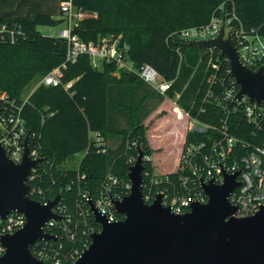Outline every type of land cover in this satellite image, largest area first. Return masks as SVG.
I'll list each match as a JSON object with an SVG mask.
<instances>
[{
    "label": "trees",
    "instance_id": "trees-1",
    "mask_svg": "<svg viewBox=\"0 0 264 264\" xmlns=\"http://www.w3.org/2000/svg\"><path fill=\"white\" fill-rule=\"evenodd\" d=\"M62 1L0 0V25L20 27L14 43L0 38L1 93L20 104L24 88L35 77L65 64L61 85H39L21 105L20 115L26 132H30V150L43 158L28 182L36 191L30 198L42 202L59 198L55 211L62 219L45 230L55 238L46 243L47 248L61 258L74 251L79 255L90 243L88 235L100 230L84 195L95 201L108 174L119 180L111 196L119 199L128 194L127 172L136 157L137 140L145 158L143 196L153 198L160 191L184 193L179 187V170L155 175L150 160L154 151L148 144L144 121L165 99H175L182 111L201 123L225 125L228 134L238 140L239 154L264 146V123L257 128L240 108L228 114L207 96L209 90L221 92L232 80L226 57L217 49H201L176 36L182 29L207 25L221 14L222 6L235 12L245 30L255 29L264 37V0H72L75 8L96 14L81 21L73 32L84 42L120 35V43L128 45V56L137 67L149 64L162 78L173 81L165 96L134 74L114 75L113 64L103 63L94 69L85 55L66 62L65 41L37 30L63 22ZM93 133L102 139V145H97ZM112 138L119 140L115 148L104 144ZM204 138L187 132L182 148ZM82 152L77 168L61 169L64 162ZM153 179L159 183L153 184ZM192 184L189 181V186ZM194 187L199 189L195 182Z\"/></svg>",
    "mask_w": 264,
    "mask_h": 264
},
{
    "label": "water",
    "instance_id": "water-1",
    "mask_svg": "<svg viewBox=\"0 0 264 264\" xmlns=\"http://www.w3.org/2000/svg\"><path fill=\"white\" fill-rule=\"evenodd\" d=\"M189 45L217 49L228 61L229 75L238 86L235 99L248 98L250 105L264 101V66L257 71L240 60L230 36L224 38L223 26L215 38L191 40ZM30 132L23 139L20 163L10 160L0 145V217L18 212L24 225L0 237L4 253L0 264H45L34 256L31 247L41 240H55L44 231L50 220L62 219L53 211L58 196L42 203L29 196V178L43 158L30 156ZM136 157L129 167L130 187L120 199L110 197L113 210L122 216L108 222L93 201L88 209L100 230L88 235L89 245L72 264H264V204L253 215L236 217L229 196L239 186L238 173L223 172L222 184L199 180L205 203L193 201L189 211L174 214L162 205L157 193L151 203L143 196V162L140 143L135 142Z\"/></svg>",
    "mask_w": 264,
    "mask_h": 264
},
{
    "label": "built area",
    "instance_id": "built-area-1",
    "mask_svg": "<svg viewBox=\"0 0 264 264\" xmlns=\"http://www.w3.org/2000/svg\"><path fill=\"white\" fill-rule=\"evenodd\" d=\"M219 10L221 14L213 16L207 25L182 29L176 33L177 38L187 42L215 38L223 26L224 38L230 36L233 40L241 62L249 69L257 71L264 66V37L258 34L255 29L245 30L233 10L228 12L222 6L219 7ZM60 11L63 25L55 37L63 39L66 43V62L73 63L79 56L85 55L89 58L94 69H100L103 63L113 64L115 66L113 74L116 76L121 72L134 74L162 96H165L167 91L170 90L172 80L162 78L156 69L149 64L137 67L133 63L128 56V45L120 43V37L108 35L101 36L94 42H84L73 32V29L81 21L94 18L96 14L75 8L72 5V0L62 1ZM17 35H20L19 26L13 25L8 28L6 25H0L1 40L6 38L10 43H14L17 40ZM64 67L65 64H62L50 70L41 77L37 86H60L61 70ZM212 79L216 80L215 77H212ZM63 86L66 89L68 84ZM238 89L232 78L228 86L223 88L221 92L216 94L209 90L207 96L212 98L216 105L222 106L228 114L236 112L240 108L245 119L254 124L255 127L260 128L261 123H264V101L260 106H256L250 105L246 96L235 99ZM29 96L30 94L22 96L21 103L17 104L15 100L0 92V145L4 148L6 156L14 163H20L23 155L22 143L27 132L20 116L21 105L28 100ZM177 97L178 95H176ZM185 115L188 120L187 132H196L204 135L205 138L201 141L189 142L182 148L176 170L180 172L178 182L184 193L173 192L170 195L165 191L157 192L162 194V205L168 206L174 214L188 212L191 202L205 203L207 200L206 195L200 188V179H203L204 182L212 180L215 184H222L223 172L228 175L238 173L236 181L239 182V186L229 196L231 205L236 208L234 216L246 217L256 213L264 204V146H256L250 148L245 154H239L236 147L238 140L228 134L225 125L221 127L207 125L201 123L197 118L190 117L187 113ZM91 137L97 145L103 144L102 139L96 133L91 134ZM30 156L32 159L39 158L36 150H30ZM32 174L29 180H31ZM165 179L167 180V178ZM189 181L193 182V187L189 186ZM152 182L153 184L159 183L157 179H153ZM194 182L197 183L198 190L195 189ZM118 184L119 180L108 174L103 182L99 197L93 201L100 215L105 216L108 222L120 220L110 203L112 188ZM129 187V183L125 185L126 189H129ZM35 192L34 189L29 188V196ZM84 198L86 202L90 199L87 195H84ZM154 198L155 196L152 198L150 194L144 196L145 202L147 200L152 202ZM53 211L57 213L55 208ZM56 222L57 220H50L45 225L44 231L52 236L45 229L53 226ZM24 223V216L18 212H10L5 218L0 217V237L5 234H12L20 229ZM73 237L74 235L71 234L70 238L73 239ZM53 241H37L31 247V251L34 250V253L32 252L34 256L43 260L45 264H72L80 255H77V252L74 251L63 258L59 257L57 251L46 246L47 242ZM3 253L4 247L0 244V256Z\"/></svg>",
    "mask_w": 264,
    "mask_h": 264
},
{
    "label": "crops",
    "instance_id": "crops-1",
    "mask_svg": "<svg viewBox=\"0 0 264 264\" xmlns=\"http://www.w3.org/2000/svg\"><path fill=\"white\" fill-rule=\"evenodd\" d=\"M60 25H63V24L61 23ZM37 87L38 86L36 85L33 91ZM169 100H173V99H165L160 105L157 106V108L144 121V124L148 126V129L146 132L147 141L151 149L154 151L150 160L152 162L155 175H165V174L170 173V172L162 171L161 169H159L160 167H164V161H161L159 157L163 155L164 153H166V150L169 149V147H171L172 145H168V143L156 144L157 143L156 135H154L152 131L158 126H160L162 123L163 124L166 123V121L170 119L169 118L170 113H175L176 116L173 118L174 119L173 124L171 125L170 128H168L169 130L167 133H168V139L171 141H175L178 147L177 158H176V168H175V171H176L178 164H179L180 154L182 151L184 140H185V135L188 130V126L186 130H183L182 124L178 122L179 120H182L183 118L187 120L185 113L175 104V99H174L173 105L170 104ZM167 104H169L168 107H167ZM187 124H188V120H187ZM118 143H119V140L117 138H112L104 142V144L109 146L110 148H115L118 145ZM78 154H81L83 157L84 152L78 153ZM77 166L74 168H77Z\"/></svg>",
    "mask_w": 264,
    "mask_h": 264
},
{
    "label": "rangeland",
    "instance_id": "rangeland-1",
    "mask_svg": "<svg viewBox=\"0 0 264 264\" xmlns=\"http://www.w3.org/2000/svg\"><path fill=\"white\" fill-rule=\"evenodd\" d=\"M95 14V13H94ZM62 28V25H58L55 27H46V26H39L37 28V30L45 36H54L57 35L59 30ZM121 37L120 35L116 36ZM41 79V77L37 76L35 77L23 90V94L22 96H26L29 93H31L33 91V89L35 88V86L37 85V82ZM170 104L173 105L174 99L173 100H169ZM176 104V103H175ZM169 106V104H167V107ZM184 112V111H183ZM175 113H170L169 114V120L166 121V123H162L160 126H158L157 128H155L152 133L154 135H156V144H165L168 143V145H172L171 147H169V149L166 150V153H164L163 155H161L159 158L161 159V161H164V167H160L158 166L159 169H161L162 171H166V172H174L175 168H176V158H177V150L178 147L176 145L175 141H171L168 139V128L171 127V125L173 124V118L175 117ZM179 123L182 124V129L186 130L187 129V120L185 118H183L182 120L178 121ZM82 155L81 154H76L75 156H73L72 158H69L66 162H64L61 165V169H71L74 168L78 165L79 161L81 160Z\"/></svg>",
    "mask_w": 264,
    "mask_h": 264
}]
</instances>
